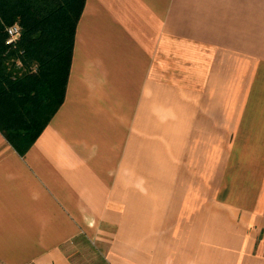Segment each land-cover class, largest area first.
I'll use <instances>...</instances> for the list:
<instances>
[{
    "label": "crops",
    "instance_id": "obj_1",
    "mask_svg": "<svg viewBox=\"0 0 264 264\" xmlns=\"http://www.w3.org/2000/svg\"><path fill=\"white\" fill-rule=\"evenodd\" d=\"M82 243L264 264V0H84L62 104L24 155L0 132V264Z\"/></svg>",
    "mask_w": 264,
    "mask_h": 264
},
{
    "label": "trees",
    "instance_id": "obj_2",
    "mask_svg": "<svg viewBox=\"0 0 264 264\" xmlns=\"http://www.w3.org/2000/svg\"><path fill=\"white\" fill-rule=\"evenodd\" d=\"M11 1L0 0V132L24 155L64 100L84 0Z\"/></svg>",
    "mask_w": 264,
    "mask_h": 264
},
{
    "label": "rangeland",
    "instance_id": "obj_3",
    "mask_svg": "<svg viewBox=\"0 0 264 264\" xmlns=\"http://www.w3.org/2000/svg\"><path fill=\"white\" fill-rule=\"evenodd\" d=\"M82 247L79 249V252L81 253L82 256L87 257V261L85 262V257L80 264H106L105 261L102 259L101 255L99 252H95V249L93 248L92 245L89 243H82Z\"/></svg>",
    "mask_w": 264,
    "mask_h": 264
},
{
    "label": "built area",
    "instance_id": "obj_4",
    "mask_svg": "<svg viewBox=\"0 0 264 264\" xmlns=\"http://www.w3.org/2000/svg\"><path fill=\"white\" fill-rule=\"evenodd\" d=\"M21 32V28L17 25H11L7 27L6 33H7V43H13L19 36V33Z\"/></svg>",
    "mask_w": 264,
    "mask_h": 264
}]
</instances>
